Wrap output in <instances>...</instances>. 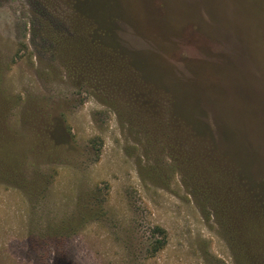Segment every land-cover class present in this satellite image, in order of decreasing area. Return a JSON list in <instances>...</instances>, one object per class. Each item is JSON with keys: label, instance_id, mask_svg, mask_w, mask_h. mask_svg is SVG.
<instances>
[{"label": "rangeland", "instance_id": "1", "mask_svg": "<svg viewBox=\"0 0 264 264\" xmlns=\"http://www.w3.org/2000/svg\"><path fill=\"white\" fill-rule=\"evenodd\" d=\"M220 79L236 169L190 179L170 112L201 128ZM248 145L264 176V0H0V264H264Z\"/></svg>", "mask_w": 264, "mask_h": 264}, {"label": "trees", "instance_id": "2", "mask_svg": "<svg viewBox=\"0 0 264 264\" xmlns=\"http://www.w3.org/2000/svg\"><path fill=\"white\" fill-rule=\"evenodd\" d=\"M99 24V23H98ZM94 25V23H93ZM96 28V26L94 25L92 27V30ZM196 28V26H194V29ZM95 31V30H94ZM93 31V32H94ZM97 41V43L99 42V40L95 39L94 42ZM93 42V43H94ZM230 64L234 65V61L229 62ZM239 81L241 82V86L244 88V90L242 91V97L246 98L249 101L251 98H248V96L250 97L252 95V99L254 94V90L252 89V91L250 93L245 92V90H247V86L245 85V82L243 81V79H239ZM228 83L223 80L220 79L219 83H218V95L215 96L213 99V103L218 105V109L216 112H213L210 108H206V105H200V107L198 108V116L200 118V122L202 127L200 128L199 126L196 125L195 120L193 118H191L190 120H186V117L184 118L183 116H181V114H179L176 110V108H180L181 104L180 103V98L177 97L175 100L174 97V101L175 104L174 106H176L175 110L177 113H172L170 112V117L171 119H173V123L174 125H176L177 127H180L181 129H183L182 131L185 133V135H180L179 133H177V136H175L176 140V144L174 143V145L169 144L167 145L168 150H169V154H171L172 160L174 161V163L177 164V166L179 167L180 165H186L191 169V172L189 173V178L191 179V176H193V178H196L195 175L198 177L196 172H200L202 173V177H205L208 173H227L228 171H230L229 169L235 170L236 167L231 166L229 169L226 168L225 166H222V162L219 161V158H215V155H218V147L216 143L217 140V134L216 131L218 129H220L222 136L226 139V141L228 142V144L232 143L234 144L235 139L237 138L236 134L238 132L237 129V121L235 119V110H234V103L233 101L230 100L229 98V91H228ZM202 95L201 98L202 99ZM255 97V96H254ZM232 98V97H231ZM160 98H158L156 101H152L149 103H152L154 105L157 106H163L164 102H166V100H162V104L159 100ZM216 100V101H215ZM169 102H172V98L170 97ZM147 105V104H146ZM192 106H194L192 104ZM199 106V105H198ZM221 107H223L224 109H222ZM174 110V109H171ZM180 111V110H178ZM149 112V111H146ZM145 112V113H146ZM175 112V111H174ZM216 113V114H215ZM158 114V113H157ZM193 122V123H192ZM236 123V124H235ZM238 125V124H237ZM241 129V128H240ZM179 130V129H177ZM169 134L171 132H168ZM250 134V133H249ZM252 135V133L250 134ZM227 144V143H226ZM225 144V145H226ZM233 144L231 146H233ZM185 145H190L192 146V148L190 149V153H187V156H185V150L183 149ZM252 145V144H251ZM249 146V145H248ZM224 151V150H223ZM226 153L227 152H231L230 148L228 145H226V149H225ZM249 152L252 155V162H251V166H253V170L256 171L257 175L255 177V179H252V175L248 174L249 179H244L243 182H241L239 188L244 189L247 188L248 191L250 189V184L254 183V187L256 189L255 192H251L250 194V202H247L246 199H244V196L242 197L237 191V189L235 190H228L227 192L229 193V196L232 195H238V200L240 203H242V205H247L248 203H250L252 205V209H254L256 212L261 211L262 210V205H264V192L261 191V189L263 190L262 186H258V182L259 183H264V176H260V173L258 172V167H259V162H257V159H254L255 156V151L254 148L249 146ZM176 166L174 165V167L172 166V168H175ZM239 167L244 170L246 169L245 166H242L241 164L239 165ZM210 173V174H211ZM254 177V175H253ZM193 184L198 186V190L203 191L205 188L203 186V188L200 186L199 182H195L192 180ZM250 183V184H249ZM205 192V190H204ZM242 191H240L241 193ZM208 193V192H207ZM234 193V194H233ZM230 199V198H229ZM219 200V199H218ZM216 200L217 205H220V201ZM224 203H226V201L223 200V205ZM223 205H220V207L217 208V210H219L220 208L223 207ZM221 210V209H220ZM155 231L157 233H159L161 235L160 239H157L154 242V251H157L159 249H161L164 244H165V230L159 226L154 228Z\"/></svg>", "mask_w": 264, "mask_h": 264}]
</instances>
